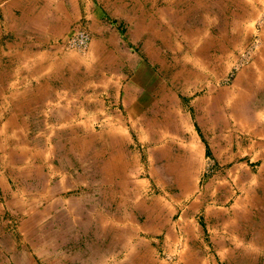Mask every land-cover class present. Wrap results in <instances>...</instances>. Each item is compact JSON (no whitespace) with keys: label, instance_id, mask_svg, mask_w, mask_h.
I'll use <instances>...</instances> for the list:
<instances>
[{"label":"crops","instance_id":"obj_1","mask_svg":"<svg viewBox=\"0 0 264 264\" xmlns=\"http://www.w3.org/2000/svg\"><path fill=\"white\" fill-rule=\"evenodd\" d=\"M191 1L0 0V264H214L208 255L223 243L214 228L237 204L231 195H197L185 235L173 222L162 237L161 212L146 198L129 204L105 175L114 159L127 163L115 105L122 71L170 70L178 14ZM231 3L246 24L264 9V0ZM76 27L89 33L87 49L63 46ZM136 208L158 229L142 234Z\"/></svg>","mask_w":264,"mask_h":264},{"label":"rangeland","instance_id":"obj_2","mask_svg":"<svg viewBox=\"0 0 264 264\" xmlns=\"http://www.w3.org/2000/svg\"><path fill=\"white\" fill-rule=\"evenodd\" d=\"M231 5V0L185 5L174 28V45L179 44L168 55V72L154 62L153 68L143 62L146 68L122 71L115 105L123 115L119 131L130 141L127 163L123 167L114 159L105 175L112 190L120 183L129 204L146 198L161 212L162 237L173 222L176 234L195 223L192 212L190 221L184 218V209L197 195H231L237 204L214 228L221 249L215 247L218 252L208 259L264 264V9L256 6L246 24V14L231 12L236 10ZM199 130L210 151L204 150ZM93 177L89 191L98 196L103 175ZM136 213L144 220L141 233L150 235L154 215L148 218L139 208Z\"/></svg>","mask_w":264,"mask_h":264},{"label":"built area","instance_id":"obj_3","mask_svg":"<svg viewBox=\"0 0 264 264\" xmlns=\"http://www.w3.org/2000/svg\"><path fill=\"white\" fill-rule=\"evenodd\" d=\"M89 40V33L81 27H76L64 38L63 46L65 48L84 49L88 45Z\"/></svg>","mask_w":264,"mask_h":264}]
</instances>
